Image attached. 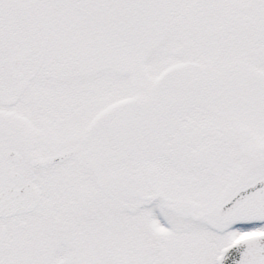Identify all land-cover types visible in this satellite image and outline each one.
Returning <instances> with one entry per match:
<instances>
[{
    "label": "snow or ice",
    "instance_id": "6c2138e0",
    "mask_svg": "<svg viewBox=\"0 0 264 264\" xmlns=\"http://www.w3.org/2000/svg\"><path fill=\"white\" fill-rule=\"evenodd\" d=\"M0 264H264V0H0Z\"/></svg>",
    "mask_w": 264,
    "mask_h": 264
}]
</instances>
